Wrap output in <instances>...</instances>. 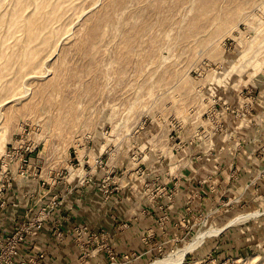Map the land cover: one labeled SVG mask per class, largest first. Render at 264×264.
Returning <instances> with one entry per match:
<instances>
[{
    "label": "rangeland",
    "instance_id": "obj_1",
    "mask_svg": "<svg viewBox=\"0 0 264 264\" xmlns=\"http://www.w3.org/2000/svg\"><path fill=\"white\" fill-rule=\"evenodd\" d=\"M17 185L133 210L131 249L80 222L68 264H175L205 230L179 264H264V0H0V210Z\"/></svg>",
    "mask_w": 264,
    "mask_h": 264
},
{
    "label": "crops",
    "instance_id": "obj_2",
    "mask_svg": "<svg viewBox=\"0 0 264 264\" xmlns=\"http://www.w3.org/2000/svg\"><path fill=\"white\" fill-rule=\"evenodd\" d=\"M243 153V152H242ZM244 154V153H243ZM246 154V153H245ZM237 155H240L238 153ZM247 157H251L253 162L256 158V150H249ZM238 156L237 159L242 161ZM246 160V157H245ZM249 163L243 166H237L238 177L240 178L249 175H253L256 170L248 168ZM57 189L51 186L46 192L43 193L42 200L38 197L36 191L32 192L34 197L24 199L22 192L24 189L19 185L15 186L14 192L15 197H11V201L4 208L0 210V232L1 240L8 235H11L20 224H26L33 219L32 215L36 214L39 208L46 207L45 209L50 210V216L45 218L41 226L37 229L34 235L28 234L25 241L23 242L19 253L14 257L12 264H35L36 257L42 254L43 257L40 259L41 264H68L71 257L75 258L76 250L74 243L71 242V229L77 223H86L91 226V229L101 228L107 233V237L111 244H113L119 251H128L137 244V237L134 238L135 227H130L129 223L133 224L134 214L133 210L128 209L127 204L123 205L124 210L118 211L117 204H114L110 208L109 216L104 219L99 214L94 216H87L84 212V208L79 201L72 200L68 201L65 198L59 199L57 197ZM22 197V198H21ZM76 201V202H75ZM139 215V214H138ZM135 216L138 218L139 216ZM124 223L118 225L119 222ZM105 224V225H103ZM108 224V226H107ZM138 226V225H137ZM141 231H144V222L141 221ZM135 240V242H134ZM2 242L0 243V248Z\"/></svg>",
    "mask_w": 264,
    "mask_h": 264
},
{
    "label": "built area",
    "instance_id": "obj_3",
    "mask_svg": "<svg viewBox=\"0 0 264 264\" xmlns=\"http://www.w3.org/2000/svg\"><path fill=\"white\" fill-rule=\"evenodd\" d=\"M48 210V209H47ZM39 222L42 221L39 219ZM31 225L20 224V226L15 230L11 235H8L2 241L1 232H0V243L2 246L0 248V264H12L15 256L18 255L19 249L21 248L23 242L26 239L28 234L34 235L37 229L41 226L39 223H36V226L33 225L35 222L29 223ZM43 257L42 254H39L36 257L35 264H41L40 259Z\"/></svg>",
    "mask_w": 264,
    "mask_h": 264
},
{
    "label": "bare ground",
    "instance_id": "obj_4",
    "mask_svg": "<svg viewBox=\"0 0 264 264\" xmlns=\"http://www.w3.org/2000/svg\"><path fill=\"white\" fill-rule=\"evenodd\" d=\"M254 214H256V213H254ZM248 215H251V214L248 213L245 216H248ZM245 216H243V217H245ZM216 230H218V229H216ZM209 233H212L211 230H205V231H203L199 235L195 236L189 244L185 245L183 248H180L178 251H176L177 257L175 259V261H176L175 264L182 263L183 262L182 259H183L184 254L186 252H189L196 245H198L201 242L202 238L204 236L208 235ZM158 262H161V260H159Z\"/></svg>",
    "mask_w": 264,
    "mask_h": 264
}]
</instances>
